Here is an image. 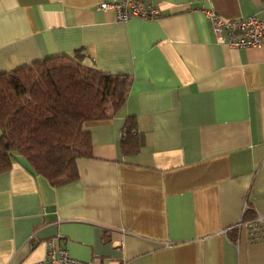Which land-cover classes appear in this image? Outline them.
I'll return each instance as SVG.
<instances>
[{
  "label": "crops",
  "instance_id": "0c3cea01",
  "mask_svg": "<svg viewBox=\"0 0 264 264\" xmlns=\"http://www.w3.org/2000/svg\"><path fill=\"white\" fill-rule=\"evenodd\" d=\"M0 0V72L74 55L131 83L111 118L87 123L91 158L52 186L19 157L0 173V264H36L47 241L93 264H264V45L218 44L208 13L264 16V0ZM134 116L143 145L124 156Z\"/></svg>",
  "mask_w": 264,
  "mask_h": 264
},
{
  "label": "trees",
  "instance_id": "16d2710c",
  "mask_svg": "<svg viewBox=\"0 0 264 264\" xmlns=\"http://www.w3.org/2000/svg\"><path fill=\"white\" fill-rule=\"evenodd\" d=\"M80 54L0 72V173L21 157L56 187L78 177V159L92 157L84 125L122 108L131 77L85 66ZM122 133V154L138 153L144 139L134 116L125 119Z\"/></svg>",
  "mask_w": 264,
  "mask_h": 264
},
{
  "label": "built area",
  "instance_id": "2783aa9c",
  "mask_svg": "<svg viewBox=\"0 0 264 264\" xmlns=\"http://www.w3.org/2000/svg\"><path fill=\"white\" fill-rule=\"evenodd\" d=\"M100 9L114 10L118 21L125 22L136 18L150 20L158 17V9L138 0H118L102 2ZM213 33L218 44L229 47H259L264 45V16L250 17L244 20H225L214 13H208ZM250 229L259 227L264 231V216H255L248 222ZM45 257L36 264H93L92 260L82 261L70 256L64 246H57L55 239L47 241Z\"/></svg>",
  "mask_w": 264,
  "mask_h": 264
}]
</instances>
